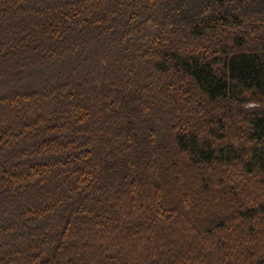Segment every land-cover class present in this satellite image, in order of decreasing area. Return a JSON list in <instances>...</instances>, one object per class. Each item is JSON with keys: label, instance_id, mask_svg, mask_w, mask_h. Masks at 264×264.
Masks as SVG:
<instances>
[{"label": "trees", "instance_id": "1", "mask_svg": "<svg viewBox=\"0 0 264 264\" xmlns=\"http://www.w3.org/2000/svg\"><path fill=\"white\" fill-rule=\"evenodd\" d=\"M0 264H264V0H0Z\"/></svg>", "mask_w": 264, "mask_h": 264}]
</instances>
